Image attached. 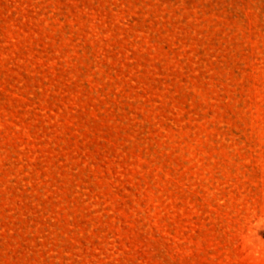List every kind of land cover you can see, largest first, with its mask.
Masks as SVG:
<instances>
[{"label":"rangeland","instance_id":"374dc122","mask_svg":"<svg viewBox=\"0 0 264 264\" xmlns=\"http://www.w3.org/2000/svg\"><path fill=\"white\" fill-rule=\"evenodd\" d=\"M0 264H264V0H0Z\"/></svg>","mask_w":264,"mask_h":264}]
</instances>
